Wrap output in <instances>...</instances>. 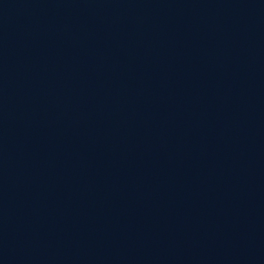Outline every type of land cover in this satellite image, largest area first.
Listing matches in <instances>:
<instances>
[{
	"label": "water",
	"instance_id": "95a60500",
	"mask_svg": "<svg viewBox=\"0 0 264 264\" xmlns=\"http://www.w3.org/2000/svg\"><path fill=\"white\" fill-rule=\"evenodd\" d=\"M0 264H264V0H0Z\"/></svg>",
	"mask_w": 264,
	"mask_h": 264
}]
</instances>
